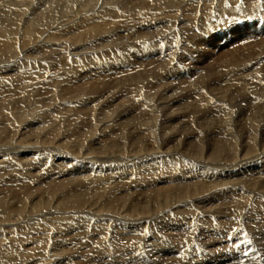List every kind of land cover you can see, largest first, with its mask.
Returning <instances> with one entry per match:
<instances>
[{"label": "rangeland", "instance_id": "rangeland-1", "mask_svg": "<svg viewBox=\"0 0 264 264\" xmlns=\"http://www.w3.org/2000/svg\"><path fill=\"white\" fill-rule=\"evenodd\" d=\"M7 1L8 2L10 1V2L8 3ZM61 2L59 1L58 4L54 3L55 6H54V8H52L53 10L51 8H45L44 10L43 9H41V10L43 12H47V14L50 11H54L55 14H58L62 10L67 11L68 9H66L65 6L68 5L69 0H64L65 5H64L63 1H61ZM10 3H12V0H4V2L0 1V7H8L10 5ZM114 3H115V6L118 5L117 8L115 7L117 9V10L115 9L116 12L119 9H121V11H123L122 8H124V5L126 4L125 0H122V1L119 0L118 2H117V0H115ZM15 4H17V5H15ZM15 4H14L15 8H17L19 10L20 7H17V6H19V2L18 3L16 2ZM60 6H62V9ZM66 7L68 8L71 6H66ZM57 8H59V9L57 10ZM0 11H1V9H0ZM211 13H213V15H214L213 10H211ZM0 14H2V13L0 12ZM243 14H244V16H243ZM246 14H247L246 12L241 13L239 15H236L233 19H227L225 21H218L216 18V20L215 19L212 20L214 22H211L209 26L206 25L207 23H203V21H199V19H198V22L194 23L196 29H194L191 32L193 35L199 34L200 36L198 35V37H194V39L192 38L193 39V40L191 39L192 41L189 38L190 34L186 32L187 29L184 30V28H182L181 31L176 32V38L175 39L171 38L168 41H165L166 43L161 42V41H160L161 43L160 42L157 43L155 41L156 43L153 42V43H155L152 45L153 47H151L148 44H144V45H142V47H139V45H138V49H137V46L134 45V41L125 36L128 33L127 31H123V32L119 33V35L115 39H117V41L119 39L120 40L118 42L116 41V43H111V42H115L114 37L110 38L108 40H104L105 38H104V35H102L103 33L101 32V35H99L100 31L103 30L104 27H106L108 25L111 27L113 26V23L115 22V21L113 22V20L111 22L112 25H110L111 23H109L108 25L99 24L100 27L97 28L98 33H99V34L97 33L98 35L95 34L92 36L91 34H93V33H91L89 31V28H87L85 30L88 31L89 33H86L85 30H82L78 34L72 33L73 35H70L72 37V39L69 36V39H71V40H69L71 42V44H70V42H68L69 44L66 43L67 41L65 39H67V38H65V37H63V38L60 37L58 40L60 42V44L62 43L64 48L69 45L67 47V48H69V52L71 49L80 47L82 44L87 45L88 43L95 42V45L97 46L95 48V50H98L99 52L100 51L101 52L96 53L95 57L88 62H85V61L79 62L80 68L81 69L83 68L84 70H76V73H75V71L65 72L62 69H61V71H59L60 69L53 70V71L50 70V72L47 71V73H48L47 76L50 77L52 75L51 80L53 83L50 80L46 83L47 85L46 84L43 86L40 85L41 87L38 86L37 87L38 89L33 88L36 86H28L29 88H27V86H26L25 89L24 88L20 89L21 87H19L18 89L10 88L7 90L8 94L4 93L5 96L4 95H3V97L0 96V102L4 103L1 105H3V106L5 105V107L1 108V110H0V115H2V117L0 116V126L2 125V129L0 127V129H1L0 134L3 135L5 141H6L7 136H8V139H10L13 136L11 131L14 130V128L18 129V132L21 135L23 134V132L26 135H28V134L33 135L34 128L37 127L36 126L37 123H40V126H42V127L44 126L43 128H45V127L47 128V129H44L45 131L43 129L41 130L44 132L36 134V135H38V137L41 136L40 137L41 139L40 138L38 139V137L33 136V138H34L33 141L36 138V140L39 142H36V140H35L36 145H35V147H33L31 158L34 157L35 155H37L38 153L41 155L42 152H43L42 154H44V152H45L46 155L45 154L44 155L46 157H44L43 159H47L48 161H46V162L44 161L45 163L44 162L41 163V161H39L40 164L38 165V168H37V167H33L32 163H28L30 156H23L22 155V158L25 157L24 160H26V162H27L26 163L23 160L22 165L24 163L23 166H25V171L31 172V173L29 172L28 176H30L32 179H34V181L32 182L28 178V176L20 178L19 181L23 180L26 183L30 184V187H28V188H32V190H33V193L31 192L30 196L32 194V195H34V198H35V194L36 195L38 194L39 198H37L35 200H39L38 201L39 205L41 202L40 201L41 197H42L41 198V200H42L45 198L46 199L51 198V197L53 198V196H54L53 200H52V198L50 199L51 200V202H49L50 206L49 205L48 206L47 205H41V207L46 206L47 208H42L39 211L37 209L30 211V213L32 212L31 215L33 214L32 216H30L33 218L32 221L26 220L25 223L24 222H22V223L18 222L17 223V225L24 223L23 225L29 226V229H27V230H29V232L25 233V234H27L28 239H25V237H23L25 235L22 236L19 232H16V233L20 234V235L19 234H16V235L17 236L19 235V239L22 240V242L19 241V243L18 242L17 243H14V242L10 243V237H9L10 235L8 233H5V232L2 233L3 234L2 238H4V239L0 238L2 240V242L0 240V246H1V250L7 251V254H5V255H8L9 253L15 254V250L18 249L17 252H20L24 256L28 257L26 259L27 261L24 262V264H35L36 262H34L33 259L39 260V257L42 254L41 252H39V250H40V248L42 249L43 247H45L46 246L45 244H47L48 247L51 248V252H49V251L47 252V254L45 255V256H47V258L45 260H42V261L39 260L40 264L41 263L44 264L46 262H51L48 264H58V263H52L53 261L54 262H61V264H77V263L78 264H102V262L98 259L99 256H97V254H95V252L98 251L97 248L100 246L101 240H105V239H107V237H108V239L105 241H107V243H109L108 245L110 247L109 248L110 252H108L106 250V252H101V253L113 254L114 255L113 260H115L116 258H121L122 253L127 254L126 256H128V255L132 256L135 253V256L137 255L135 260L129 261V259L131 257H128L127 261H126L127 264H143L144 262H145V264H152L154 262H158L161 257L164 259L166 264H177L174 262V258H173L176 256L175 251L178 252L177 256H179L180 251L185 252V254L189 253L190 250L184 249L183 246H181L183 248H180L177 250V247L170 244V242L174 241V237L176 240H179L178 239L179 236H177V235L175 236L176 232H166V231H164V229H160L161 231L158 229V225H159L160 221H155V220H157L160 216H162L163 213H162V215L157 213V216H156L157 218L152 220V222H154V223L151 222L150 224H146L147 225L146 228H148V229L146 230V228H145L146 231L144 230L145 232H143V233L144 234L146 233L144 236L147 238H145L144 236H142L143 238L141 237L142 239H140V244L138 243L140 246L136 243L133 246L129 244L130 245L129 246L128 242L125 241L124 239L120 240L118 238V236H116V235L114 237V235H112V234L114 232H116L117 229L115 231L113 230V228H112L113 224L110 226L111 228H109L110 231H107V236L105 239H103V238L100 239L99 236H97L96 232L101 231L103 229V225H105V224H102L99 220H104V221L110 220V222L113 221L114 223H116L115 222L116 218L107 219L104 217L103 214H102V216L100 214H98V215L96 214L97 215L96 217L91 216L93 218H96V221H98L96 226H97V229H99V230L97 231V229H94L90 225H87L82 220L81 221L77 220V219H81V217L83 215H81V213L80 214L75 213L74 212L75 209H71L73 211H69L67 209H63L64 210L63 211L61 209L59 211L58 210L53 211L54 212V214H53L52 211H50V209L54 210V208H55L54 206L56 204V201H58L59 199L56 198V196H55L56 193L55 194H49L47 192V190H49L48 186L55 184V182L57 180L55 181V178H50L49 177L50 173L48 174V172L51 171L52 173H55V175H57V172H59L58 171L59 169L57 167L58 166L57 163L62 162V160L58 161L57 163H55V162L53 163L52 161H50V159L53 158L52 156L57 154L53 150L52 147L55 146V144H56V146H58V147L60 146L59 148L62 147L61 149H63V148H66L64 146L63 142H69L68 145L70 143H72L73 146L72 145L69 146L70 149L68 148L67 150H68V152H71L74 155H77L80 152L86 153V151H87L86 149H88L89 153L90 152L93 153V154H91L92 155L91 159H90L91 161L87 160V161H89L88 164H90L92 162L93 164L92 163L91 164L94 165V167L95 166L96 167H103L104 169L108 170V171H106L108 173L110 171L112 176H109L110 173L108 174L106 172H102V173H105V175L107 174L109 176L108 177L109 182L106 181V182H101L104 184H97V182L95 180L94 183L97 185H95L93 183V185L91 187L85 188V191H83V192H81V189L78 190L79 193H85L87 195L85 200H86V204L89 205L88 206L89 209H93V208L98 209L100 207L105 208L103 206V202L105 201L106 198L107 199L109 198L107 196V194H109V193L111 194L112 190L115 189L116 187L118 189L123 190L122 187H124V185L127 186L128 184H130L134 181L133 179L130 178V175H127L126 173L123 174V171L121 173L122 174L121 177L119 176L120 173L111 172L112 168H119L118 170H120V169L123 170L122 160L117 159L118 157H122L123 159H125V158L129 159V158H133L132 155L134 157L138 156V155L143 156V157L136 159V160H140V162H142V163L144 162L143 163L144 168L146 166H148L149 164H154V165L158 164L157 166H159L160 165L159 163H157V164L155 163V161L157 159H158V161H161V160L167 159V158L174 159L175 156L179 157L181 159V161H187V159L185 157L177 156L179 154L176 155V153L167 154V156L164 155L162 157H158V154H155V155H151V158L150 157L144 158V156H145L144 151L145 152H147L149 150L153 151V150H151L152 148H158L159 151H163L166 149L170 150V148L172 150V148H175V146L180 145L183 149H185V151L182 150L184 152V154L187 153V154L192 155L194 157H197V155L200 156V154H202L203 152H204L203 153V156H204L208 153H211V152L217 150L219 158H223L222 155L225 156L223 158L224 161L219 162V163H221V165H225L226 162L227 163L231 162V161H229L231 156L232 157H241V156H246L244 154L251 153L249 155H252L253 157H251L250 159L253 158V160H250V159L245 160L246 162H245L244 166H246V167L244 169H242V171H240V172H244V174H242V176H240V178H242V182H244V183L247 182V184H250L252 182V181H250V178H252L251 180H253V178H255V176L252 177L251 175H249V173L251 172L250 168H251V170L254 169L252 171H256V169L259 170V168L261 166L264 168V164H263L264 163V117H263L264 116V103L262 105L256 104L257 99L264 101V91H263L264 90V22L258 21L254 17L245 16ZM5 15H7V14H5ZM41 18H42V21L45 22L46 19L43 18V15L41 17H39V19H41ZM187 18H189V13L187 15ZM34 22H38V20H35ZM35 24L39 25V23H35ZM140 24H142V25H140ZM33 25H34V23H33ZM146 26H148V25L147 24L145 25V23H143V22L141 23L140 21H138L137 24L134 23V27H133V25H131V27L129 29L132 30L131 32L135 31L136 35H138V34L140 35L141 33H137V31L139 32L138 29H142ZM202 26H203V30H202ZM8 27L9 26L5 27L7 29V31H14V29H15V28L11 27L12 30H10L11 28L9 27V29H8ZM165 27H166V25H165ZM172 28L176 29L174 26H172ZM59 30H61V28H59ZM105 30H103V31H105ZM51 33H54V32H51ZM86 34H90V35L86 36ZM177 34H179V35H177ZM79 35H81V36H79ZM82 35H83V37H82ZM94 36L96 39L95 38L92 39V37H94ZM78 38L81 39L83 42L79 43V41H81V40H78ZM73 39H77L78 41L77 40L73 41ZM100 40L103 42H101ZM173 41H176V48L174 50L173 56L170 58L169 55L172 53L171 52V50H172V48H171L172 43L171 42H173ZM105 42H108V43H106L104 45L103 43H105ZM108 44L110 45V47H108L109 46ZM106 45H108V46H106ZM126 45L128 46V48L129 47L130 48L128 49ZM58 46H59V44L54 45L55 48L52 47L51 49L56 51L57 49H60V47H61V45H60V47H58ZM178 46H180L179 49H178ZM141 48H146V49H148V52H152V53L149 54L150 56L149 55L145 56L143 54H142L143 56L140 54H139V56L136 55L137 54L136 49L139 50ZM113 50H115V51L118 50V52L117 51L115 52ZM158 51H160V52H158ZM130 54H131V56H130ZM133 54H135V55H133ZM55 55H57V54H55ZM55 55L54 56L51 55V58L53 60H55L54 59V57H56ZM109 56H111V57H109ZM151 56H154V57H151ZM95 58H97V59H95ZM99 58H100V61L98 60ZM160 58H163V59H160ZM160 61H161V63H160ZM170 61H172V62H170ZM41 63H43V62H41ZM54 63L55 62H52V64H54ZM43 64L46 65L47 63L44 62ZM246 65L248 66L247 68L245 67ZM160 66H162V67L160 68ZM52 67H54V65H52L49 68L52 69ZM250 67H252V68H250ZM98 69H99V71H98ZM250 70L251 71L253 70V71L251 72ZM82 71L86 74V76H85L86 78H83V75H82L83 72ZM103 72H105V73H103ZM49 73H51L50 76H49ZM60 73H62V74H60ZM68 73H69V75H68ZM77 73H79V74H77ZM133 74H134V76H133ZM76 75H78V76H76ZM246 75H248L247 77H249V78L245 77ZM251 75H252V77H250ZM53 76H54V78H53ZM131 77H133V78H131ZM82 78H83V80H82ZM76 79H78V80H76ZM57 80H59L60 82ZM74 80L76 82H74V84H73ZM79 80H81V81H79ZM84 81H87L88 83H85ZM89 81H91L93 85ZM188 81H189V83H188ZM49 82H50V84H49ZM94 82L96 83V86H94L95 85ZM82 84L84 85V87ZM100 84H101V86H100ZM123 84H125V85H123ZM64 85H65V87H64ZM61 86H62V88H61ZM75 87H76V89H79L80 87H81L80 89H85V87H86V89L84 90V93L82 94L83 98H82V95L79 98V100L82 99V101H84V102L79 101L81 103L80 104L81 109H79L80 106L78 107V109H76L75 106L77 105V102H75V100H77V99L73 100V98H72L73 96H77L80 94V92L74 91V90H76ZM91 88L92 89L94 88V91ZM28 89H29V92H28ZM63 89H64L65 93H64ZM23 90H24V92L22 93ZM68 90H69V92H67ZM88 90H89V92L87 93L86 91H88ZM99 91H100V93H99ZM132 91L135 92V95ZM73 92H75L74 95L72 94ZM94 93L97 95H94ZM111 94H113V95H111ZM112 96H113V98L115 96L116 100H114L112 98ZM92 97H94V98L92 99ZM52 98L55 99L56 104H54L55 102H53L54 100ZM87 98H89V99H87ZM111 98L114 100L112 103L109 102V101H111V100H109ZM87 100L89 102H87ZM121 100H123V101H121ZM68 101H70L69 104H68ZM8 102H10V103H8ZM12 102H14V103H12ZM96 102H98V105L96 104V107L97 106L98 107L96 109H94V111H93V110H91L92 109L91 106H92V104L94 105ZM121 102H123V103H121ZM5 103H7V105ZM113 103L117 104V107H118L117 111H114V109L110 107V104H113ZM9 104H10V106H9ZM59 104L62 106L61 107L62 111L61 110L60 111L63 115L57 116L55 119H52L51 114H54V107L53 106L57 105L58 107H60ZM63 104H64V106H63ZM72 104L75 106H73ZM39 105H41L42 108H43V106H44V108H46L44 111L45 114L44 113L42 114L43 110L41 109V107H39ZM67 105H69V106H67ZM146 105H147V107H146ZM47 106H49V107H47ZM66 106H67V108H66ZM137 107H138V109H137ZM6 108L8 109V112H5ZM51 108H52V110H51ZM68 108H69V110H68ZM142 108H143V110H142ZM33 109L39 110V111H37V114L35 113V111H33ZM145 109L146 110L148 109V110L146 111ZM148 111L151 113V115L148 113ZM70 112H72V114ZM86 114H87V116H85ZM142 114H143V116H142ZM37 115H40V116L36 117ZM82 115H84V117L87 118L85 120H87L86 122H88V123L82 121L83 120ZM43 116L45 118L46 117L47 118L45 119ZM65 116H68L69 119L66 118ZM221 116H222V118H221ZM5 117H7V119H9V118L10 119L8 121H6L7 119H5ZM261 117H263V118H261ZM56 119H59V120H56ZM65 119H68V120H65ZM77 119H78V121H77ZM251 119L254 120L253 122H255V123H253ZM49 120L51 122H49ZM60 120L62 121V123H60L61 122ZM71 120H72V122H71ZM123 120H125V121H123ZM117 121L120 124H118ZM77 122H79V123H77ZM121 122H123V123H121ZM147 122L148 123L150 122V123L148 124ZM136 123H137V125L139 123L140 124L137 126ZM14 124H15V126H14ZM59 124L61 127L58 126ZM11 125H13V126L11 127ZM248 125L251 127H249ZM48 127H50V129ZM117 127H119V128H117ZM145 127L149 128V131L151 130L152 134H149V136L151 135L150 138L151 139L154 138V139L151 140L147 136V133H146L147 128H145ZM152 127H153V129H152ZM77 129H78V131H77ZM251 129H252V131H251ZM53 130L56 131L55 135H59L57 139L53 138L54 137V133H52ZM82 130H84L86 132H83ZM87 130L91 131L90 135H88V133L90 131L88 132ZM144 130H145V132H144ZM152 130L154 132H152ZM48 131H50V132H48ZM252 132H254L255 134H253ZM50 133H51V135L53 134L52 137H51V135H49ZM141 136H142V138H141ZM154 136L156 137V139ZM195 137H198L199 139L198 138L196 139ZM8 139L6 142L10 143L11 139L10 140H8ZM225 140L226 141H228V140L233 141V147L234 148L229 150L230 147ZM5 141H4V143H5ZM76 141H77V143H76ZM22 142L24 143V141H21V143ZM58 143H60V144H58ZM252 143H254V144H252ZM198 144L201 146V148ZM81 145H82V148H81ZM221 145L223 147H225L226 150L221 151L220 150ZM47 147H48V149H47ZM192 147H194V148H192ZM195 147H199L201 149V152L198 153L195 150L196 149ZM78 148L81 151H79ZM139 148H140V150H139ZM250 148H252V149H250ZM44 149L47 151H44ZM48 150L49 151L51 150L52 152L51 151L48 152ZM5 151H3V152H5L7 155H10V157H7V159L9 161H12L11 156H13L15 154L19 155V153H20V152L18 153V151L16 153L9 152L7 150H5ZM137 152H138V154H137ZM191 152H192V154H191ZM230 152L234 153V154H231ZM108 153L110 155L114 154V158L112 160L108 159V162L106 161L104 163V161H105L104 156H107ZM128 154H129V156H128ZM60 155H63V153H60L57 156H60ZM249 155L246 156L245 158L247 159L249 157ZM260 155H262V156H260ZM96 156H98V157H96ZM20 159H21V157L18 156L17 160L19 162H20ZM147 159H149V160H147ZM225 160H226V162H225ZM13 164H15V162H13ZM28 164H30V165L28 166ZM118 164H120V165H118ZM126 164L127 163H125V166L127 168L128 167L130 168L133 165L139 166V165H135V164H133V165H131V164L126 165ZM258 164H260V166H258ZM22 165L18 164L16 166L17 168H15L16 171H18V169H22ZM40 165H42V166L44 165V166L42 167ZM44 167L45 168L47 167L49 169H46V171H45ZM148 167H150V166H148ZM9 168H10V166L7 167L6 170ZM132 168H133L132 170L135 169L134 167H132ZM38 169H39V171H38ZM209 169H210V171L211 170L216 171V172H218V174H220V178H218L219 181H221V182H223L222 180L225 181L226 175L222 174V171L220 169H218L217 166L214 165L213 167H210ZM4 170H5L4 168H3V170H2V168H0L1 176L4 173L3 172ZM12 170H14V169H12ZM47 170H48V172H47ZM10 171L8 170V173L10 176H12L13 173H10ZM140 171H142V170H140ZM38 172H40V173H38ZM145 172H149V171L145 170ZM8 173L3 174L4 177H2V180H0V184L1 185L3 184L2 186L0 185V194H1V192H3V193L7 192L4 189L8 190L11 188H15V190H16V186H7V188H6L5 186L8 184H5L4 182H2V181L7 180L9 178V175H7ZM43 175H44V177H43ZM142 176H143V174H142ZM243 176L244 177L247 176V177L244 178ZM60 179L61 178H59L58 180H60ZM231 179L232 180L234 179L232 177V175L230 177V181H232ZM118 180L124 181V182H117ZM147 180L148 181L150 180V176L147 178ZM177 181L183 182L182 180H177ZM214 181H217V180L215 179ZM254 181H255L254 183L256 185H262L259 182V180H254ZM117 184H119V185H117ZM122 184H123V186H122ZM157 185L160 188L164 189V186H166L167 183L163 182V184L158 183ZM157 185L153 184L151 186V188L154 187L156 189ZM41 186H42V188H41ZM45 186H46V188H45ZM80 186L82 188V184ZM251 186H254V185H251ZM18 187L19 188H26L27 186L25 187V186L17 185V188ZM71 187H72V191H74V189L77 188L75 185H72ZM103 187H105V189H103ZM37 188L38 189L40 188V190H42V189L43 190L42 191L39 190L40 192L36 191L37 193H35V190H38ZM66 188H67V190L70 189V187H66ZM111 188H113V189H111ZM134 188L135 189H133V190L130 189V192L127 193V195L131 196V197L124 196L126 198L128 197V199L124 200V202H126L127 204L122 206L123 209H120L119 212L117 211V213H123L124 212V214H125V209L128 207V204H130L131 201L136 200L137 203H139L141 201L140 199H146V197L144 195H147V193H149V197H151V198L148 199V202H146V203L143 202V203H145L147 208L149 206V208H148L149 213L152 212V210H154V208L158 207L161 204H162L161 206H164L161 197L158 196V194L156 196L155 193H151L152 191L150 190L149 187H144V186L140 185V186H136ZM82 189H84V188H82ZM105 190H107L106 195L104 194ZM127 190H129V189H127V187H126V191ZM63 191L61 192L59 190L57 192V195L63 196ZM143 191H144V193H143ZM78 192L75 191L74 195L76 193H77L76 195H79ZM114 193H116V191ZM235 193H237V192H231L232 195ZM118 194L121 195V192ZM231 194H230V192H227L226 196L227 195L231 196ZM153 196H154V198H156V201L153 198ZM9 198H11V196H9ZM32 198H33V196H31L29 199H32ZM117 199H119L118 196L115 197L114 199L112 198L111 201L113 203L114 202L117 203L116 202ZM14 200H16V199H14ZM121 200H123V199H121ZM147 203H148V205H147ZM154 203H156V204H154ZM25 204H26V202H24V204L17 203L16 206L17 205L24 206ZM118 204L120 206L119 201H118ZM153 205H154V207H153ZM256 205H258L257 202H255V204H253L251 206V211L253 210L252 209L253 207H254V211H252V213L248 216L247 219L240 218V220H238V222L241 225L238 224V226L236 227V230L239 229V232L247 230L246 235H245L246 236L245 239H249V240L251 239L252 243L256 244L255 245L256 248H254L253 252H248V253L245 252L246 253L245 255H243L244 253L241 254V252L244 251L245 249H244V247L240 249V244H239L240 240L236 237L232 238L233 236L230 239L220 237L223 244H218V243L212 242V241H215L214 239H216V235L213 233H210L206 236H199V238H202V239L197 238V236L193 237L191 235L189 243L194 244L195 247L196 248L198 247V249L200 251L203 250V252L201 254H205V256L208 255L209 259L212 261V263H209V264H237V263L241 264L242 261L244 263H245V261H247V263H249V264H264V237H262L264 228L262 230H260L261 220L264 217V203H261L258 206H256ZM228 206L231 207L230 205H228ZM178 207H181V206H178ZM167 208H168V206H167ZM29 209L30 208H28V210ZM160 209H159L160 212H162V208H160ZM43 210H49V211L43 212ZM108 210H110V209H108ZM126 211L130 212L127 209H126ZM40 212H42V213L40 214ZM204 214L206 216L205 212H204ZM0 215H1V217H3L2 214H0ZM207 215H209V214L207 213ZM221 215H223V214H221ZM63 216L65 218H60ZM42 217L44 219H49V221H51V222L44 224V222H43L44 219ZM69 217H71V218H69ZM213 219H216V217H214ZM220 219L222 220V218H220ZM52 220H53V222H52ZM224 220L226 221L227 219H224ZM120 221H122V220L119 219L117 223H119ZM110 222L106 221V223H110ZM125 222L126 221H122V223H125ZM126 223H128V222H126ZM37 224L40 225V227L42 228L43 231L42 230L40 231L41 228ZM242 224H243V226H242ZM35 225H37V226H35ZM64 225H70V226L69 227L67 226V228H65ZM32 226H33V228H31ZM44 226L47 228H45ZM142 226H144V225H142ZM223 226L225 227V230H227V231H230L232 228L231 227L232 224L227 223V222H223ZM228 226L230 228H228ZM246 226H248V227H246ZM35 227H36V230H35ZM9 228H11V227H9ZM44 230H45V232H44ZM249 230H252L253 233H251ZM172 234H174V235L171 236ZM220 235H224V234H220ZM6 236H7V239H6ZM14 236H15V234H14ZM17 236H15V237L17 238ZM137 236L140 237L141 234H139ZM152 236H153V239L151 238ZM154 236H156L157 238L156 237L154 238ZM158 237H160V238L158 239ZM36 238H37V240H36ZM23 239H25V240L23 241ZM165 239L169 242L168 244H170L171 246H169L167 244V241L164 242ZM197 239H198V241H197ZM26 240H27V242H26ZM40 240H41V242H40ZM146 240L148 242H146ZM3 241L5 243H3ZM226 241H228L229 244L226 243ZM213 243H215V244H213ZM116 244H117V246H116ZM118 246L120 248H122L119 251H117L119 249ZM124 246H125V248H124ZM153 246H154V248H153ZM221 246H226V247H221ZM191 248L193 249L192 245L190 246V249ZM259 248H260V250H259ZM136 249H138V251ZM163 249L167 250L166 254L164 253ZM76 252H78V253L76 254ZM33 254L36 258L34 256L31 257ZM161 254H163V255H161ZM67 255H69V256H67ZM169 255H171V257ZM250 255H253V256H250ZM140 257H142V258H140ZM167 257L173 259V261L166 260V259H168ZM58 258H60V259L58 260ZM154 258H155V261H154ZM4 259L5 258L1 259L0 264H3ZM91 259H93V260H91ZM237 259H238V261H237ZM109 260H111V259H109ZM7 264H18V263L9 261ZM182 264H187V263L183 262Z\"/></svg>", "mask_w": 264, "mask_h": 264}, {"label": "bare ground", "instance_id": "bare-ground-1", "mask_svg": "<svg viewBox=\"0 0 264 264\" xmlns=\"http://www.w3.org/2000/svg\"><path fill=\"white\" fill-rule=\"evenodd\" d=\"M0 1L1 2L3 1L4 2V0H0ZM59 1L60 2L63 1V3H64V0H12V3H10V5L8 7H0V9H1L0 12L2 13V14H0V96L1 97H3V95L5 96V94L7 93V90L10 89V88L18 89L19 87H21L20 89H22V88L25 89L26 86H27V88H29L28 86H36V87H33V88L38 89L37 88L38 86L41 87V86L45 85L48 81H50L52 79V77H51L52 75L50 76L51 73H49V76L51 78L47 76L48 75L47 71L50 72V70L53 71V70L60 69L59 71H61V69H62L65 72H73V71H75V73H76V70H84L83 68L82 69L80 68L79 62H82V61L88 62V61H90L91 59H93L95 57L96 53H100L101 52V51L99 52L98 50H95V48L97 47L95 45V42L88 43L87 45H84V44L81 45L80 44L81 45L80 47L73 48L69 52V48H67L69 45L64 48L63 45H62V43L60 44V42L58 41L59 38L60 37L67 38V39H65V38L64 39L67 41L66 43H68V42H70L69 40L72 39V37L70 36V35H73L72 33L78 34L82 30H85L87 28H89V31L91 33H93V34L90 33L93 36V35H95V34L98 33L97 28L100 27L99 24L108 25L109 23L112 22V20H113V22L115 21L113 23V26L111 27V26L108 25V26L104 27L103 30L106 29L105 31H103V30L100 29L101 30L100 31V34L99 33L98 34L101 35V32H102L103 33L102 35H104V38H105V39L104 38L103 39L104 40H108V39L113 38V37L115 39L119 35L120 32L127 31L128 33L125 36L134 41V45L137 46V49H138V45H139V47H142V45L148 44L151 47H153L152 45L155 44L156 42L158 43V42L161 41V42L166 43L165 41H168L171 38L175 39L176 38V32L177 31H181L182 28H184V30L187 29L186 32L190 34V37H189L190 40L192 38L194 39V37H198L199 34L198 35L197 34L193 35L191 31H193L194 29H196L194 23L195 22H198V19H199V21H203V23H207L206 25L209 26L211 22H214V21H212L213 19L216 20V18H217L218 21H225L227 19H233L236 15H239L241 13H245L246 12L247 14L245 16L254 17L258 21L264 22V0H125V2H126V4L124 3L125 4L124 5V8L125 9L121 7L123 11H121V9H119L117 11L118 13L116 12V10H117L116 8L118 7V5L115 6V3H114L115 0H69L68 5H66V6H71V7H68L67 8L65 6V8L68 9L67 11H63L62 10L58 14H55L54 11H50L47 14V12H43L41 10V9L44 10L45 8H51L52 9V8H54L55 4H58ZM118 1L119 0H117V2ZM120 1H122V0H120ZM16 2L17 3L19 2V6H17V7H20L19 10L17 8H15V5H17V4H15ZM64 5H65V3H64ZM60 7L62 9V6H60ZM59 8H57V10ZM211 10H213L214 15H213V13H211ZM188 13H189V18H187ZM5 14H7V15H5ZM42 15H43V18L46 19L45 22L42 21V18L39 19V17H41ZM243 16H244V14H243ZM35 20H38V22H34ZM138 21H140L141 23L142 22L145 23V25L146 24L148 25V26H146V27H144L142 29H138L139 32L137 31V33H141L140 35L139 34L136 35L135 31L131 32L132 30L129 29L131 27V25H133V27H134V23L137 24ZM33 23H34V25H33ZM35 23H39V25H37ZM110 25H112V23ZM140 25H142V24H140ZM165 25H166V27H165ZM7 26H9L10 28L11 27L15 28L14 31H7V29L5 28ZM172 26H174L176 29L172 28ZM9 27H8V29H9ZM59 28H61V30H59ZM10 30H12V28ZM202 30H203V26H202ZM51 32H54V33H51ZM85 32L86 33H89L86 30H85ZM90 34H86V36L87 35H90ZM177 35H179V34H177ZM69 36L71 37V39H69ZM79 36H81V35H79ZM82 37H83V35H82ZM93 38H95V36L92 37V39ZM76 40L77 39H73V41H76ZM78 40H81V39L78 38ZM116 41H117V39H115V42H111V43H116ZM80 42H83V41L81 40V41H79V43ZM101 42H103V41H101ZM153 42H155V43H153ZM106 43H108V42H105L103 44L105 45ZM171 43H172L171 44L172 45L171 46V48H172L171 52L172 53L169 55L170 58L173 56L174 50L176 48V41H173ZM57 44H59L58 47H60V45H61L60 49H57L56 51L52 50L51 48L54 47V45H57ZM70 44H71V42H70ZM108 45H106V46H108ZM108 47H110V45ZM179 47L180 46H178V49H179ZM127 48H128V46H127ZM137 49H136V51H137V54L136 55H138V56H139V54L140 55L143 54L145 56L146 55L148 56L150 53H152V52H148V49H146V48H141L139 50H137ZM118 50H116V51L118 52ZM113 51H115V50H113ZM158 52H160V51H158ZM55 54H57V55H55ZM51 55H53V56L55 55L57 58L54 57L55 60H53L51 58ZM133 55H135V54H133ZM130 56H131V54H130ZM109 57H111V56H109ZM151 57H154V56H151ZM95 59H97V58H95ZM160 59H163V58H160ZM98 60L100 61V58ZM41 62H43V63L45 62L47 64L44 65ZM52 62H55V63L52 64ZM170 62H172V61H170ZM160 63H161V61H160ZM52 65H54V67H52V69L49 68ZM161 67L162 66H160V68ZM245 67L247 68L248 66L246 65ZM250 68H252V67H250ZM98 71H99V69H98ZM103 73H105V72H103ZM60 74H62V73H60ZM77 74H79V73H77ZM68 75H69V73H68ZM82 75H83V78H86L85 77L86 74L84 72H83ZM76 76H78V75H76ZM133 76H134V74H133ZM247 76L248 75H246L245 77H247ZM250 77H252V75ZM53 78H54V76H53ZM83 78H82V80H83ZM131 78H133V77H131ZM247 78H249V77H247ZM59 80H57V81H59ZM76 80H78V79H76ZM79 81H81V80H79ZM87 81H84V82L85 83H88ZM51 82H52V80H51ZM74 82H76V81L74 80L73 81V84H74ZM89 82H91V81H89ZM188 83H189V81H188ZM49 84H50V82H49ZM91 84H92V82H91ZM65 85H64V87H65ZM123 85H125V84H123ZM94 86H96V83H95ZM100 86H101V84H100ZM76 87H75V89H76ZM83 87H84V85H83ZM61 88H62V86H61ZM80 88L74 90L76 92H80V94L79 95L76 94L77 96H73L72 97L73 100L74 99H77V100H75V102H77V105L75 106V105L72 104L73 106L76 107V109H78V107L80 106V104H81L80 102L82 101V99L79 100V98L84 93V90L86 89V87H85V89H80ZM92 90L94 91V88ZM63 91H64V89H63ZM23 92H24V90L22 91V93ZM28 92H29V89H28ZM67 92H69V90ZM86 92L88 93L89 90L86 91ZM64 93H65V91H64ZM99 93H100V91H99ZM133 93L135 95V92H133ZM72 94L74 95L75 92H73ZM113 94H111V95H113ZM94 95H97V94L94 93ZM82 98H83V95H82ZM93 98L94 97H92V99ZM112 98H113V96H112ZM112 98L109 99V100H111V101H109L110 103H112L114 100H116L115 99V96L113 98L114 100ZM87 99H89V98H87ZM53 100H54L53 102H55V99H53ZM257 100H256V104L257 105H262L264 103V101H262L260 99H257ZM121 101H123V100H121ZM82 102H84V101H82ZM87 102H89V101L87 100ZM98 102H96L94 105L92 104V106H91L92 109L91 110L94 111V109H96L98 107V106L96 107V104L98 105ZM8 103H10V102H8ZM12 103H14V102H12ZM69 103H70V101H68V104ZM121 103H123V102H121ZM1 104H4V103H1L0 102V105ZM5 104L7 105V103H5ZM54 104H56V102ZM114 104L115 103L110 104V107L113 108L114 111H117L118 110L117 104H115V105ZM9 106H10V104H9ZM56 106L57 105L53 106L54 107V114H51L52 115L51 116L52 119H55L57 116L63 115L61 113V111H62L61 110V107L62 106L61 105H60V107L57 106L58 108ZM63 106H64V104H63ZM67 106H69V105H67ZM67 106H66V108H67ZM3 107H5V105L4 106L1 105L0 106V110ZM39 107H41V105H39ZM47 107H49V106H47ZM146 107H147V105H146ZM6 109H5V112H8V109L7 110ZM41 109L43 110V112L41 110L40 111L43 114L46 108H44V106H43V108L41 107ZM79 109H81V106H80ZM137 109H138V107H137ZM51 110H52V108H51ZM68 110H69V108H68ZM142 110H143V108H142ZM33 111H35V113L37 114V111H39V110L33 109ZM70 113L72 114V112H70ZM148 113L151 115V113L149 111H148ZM143 114H142V116H143ZM40 115H37L36 117H39ZM0 116L2 117V115H0ZM85 116H87V114ZM222 116H221V118H222ZM65 117L69 119L68 116H65ZM263 117H261V118H263ZM82 118H83V120H82L83 122H86L87 121V120H85L87 118L84 117V115H82ZM5 119H7V117H5ZM9 119H7L6 121H8ZM68 119H65V120H68ZM56 120H59V119H56ZM72 120H71V122H72ZM77 121H78V119H77ZM118 121H117V123H118ZM123 121H125V120H123ZM253 121L254 120H252V122ZM49 122H51V121L49 120ZM60 123H62V121ZM77 123H79V122H77ZM86 123H88V122H86ZM121 123H123V122H121ZM253 123H255V122H253ZM118 124H120V123H118ZM136 125H137V123H136ZM12 126L13 125H11V127ZM14 126H15V124H14ZM36 126L37 127L34 128L33 135H29V134L26 135L24 132L21 135V134H19L18 129H15L14 128L15 131L14 130L11 131V133L13 134V136L10 138L11 140L8 139V136L6 138V141H7V139L11 141L10 143L9 142H6L5 139H4V137H3V135L0 134V168H2V170H3V168L5 169L3 171L4 172L3 174L8 173V170L9 171L11 170L10 173H13L12 176H10L9 173H8L7 175H9V178L7 180L2 181V182H4L5 184H8V185L5 186L6 188H7V186H16V190H15V188H11V189H8V190L7 189H4L7 192H4V193L1 192V194H0V214L3 215V217H1V215H0V238L1 239H4V238H2V235H3L2 233H4V232L5 233H8L10 235L9 236L10 237V243L11 242H14V243H17L18 242L19 243V241L22 242V240L19 239V235L20 234L22 236L25 235L23 237H25V239H28V236L25 233L26 232H29V230H27V229H29V226L23 225V224L25 223L26 220L32 221L33 218L30 217V216H32L33 214L31 215L32 212L30 213V211H33L34 209H37L39 211L42 208H47L46 206L45 207H41V205H47V206L49 205L50 206V203L49 202H51L50 199L52 198V197L51 198H47V199L45 198V199H42L41 200V198H42L41 197L40 198V201L41 202H40V205H39V203H38L39 200H35V199L39 198V195L38 194L37 195L35 194V198H34V195L31 194V196H33V198L32 199H29L31 197L30 196V193L31 192L33 193L32 188H28V187H30V184L26 183L23 180L22 181H19L20 178L27 177L28 174H29V172H30V171H25V166H23L24 163L22 165V162L25 159V157L22 158V155L23 156H30L29 157V160H28V163H32V166L33 167H37V168H38V165L40 164L39 161H41V163L44 162V161L45 162L48 161L47 159H43L44 157H46L45 156L46 155L45 152H44L45 155L42 154L43 153L42 152L41 155L38 153L37 155H35L34 157L31 158L33 147H35L36 142H39V141L36 140V138H35L36 142H35V140L33 141V139H34L33 136L38 137V135H36L37 133H42V132L45 131L44 129H47L46 127L43 128L44 126L43 127L40 126V123H37ZM58 126H60V124ZM0 127L2 129V125ZM249 127H251V126H249ZM48 128L50 129V127H48ZM117 128H119V127H117ZM145 128H147V127H145ZM42 129L44 131H41ZM152 129H153V127H152ZM77 131H78V129H77ZM82 131L83 132H86L84 130H82ZM251 131H252V129H251ZM48 132H50V131H48ZM55 132L56 131H54V130L52 131V133H54V137L53 138L57 139L59 135H55L56 134ZM144 132H145V130H144ZM152 132H154V131L152 130ZM146 133H147V136L150 138L151 135L149 136V134H152V133H151V130L149 131V128H147ZM252 133L255 134L254 132H252ZM90 134H91V131L88 133V135H90ZM49 135H51V133ZM52 135H51V137H52ZM40 137L41 136H39L38 139ZM141 138H142V136H141ZM195 138L197 139L198 137H195ZM152 139H154V138H152ZM155 139H156V137H155ZM231 140H228V141L225 140L227 142V144L229 145V147H230L229 150H231L232 148H234L233 147V141H231ZM4 141H5V143H4ZM21 141H24V143L23 142L21 143ZM68 143L69 142H63L64 146L66 147V148H63V149H61L62 147L59 148L60 146L59 147L56 146V144H55L56 147L55 146L52 147L53 150L57 154H55L54 156H52L53 158H51L50 161H52L53 163L54 162L57 163L58 161H61L62 160V162L57 163L58 166L56 165L58 167V169H59L58 170L59 172H57V175H55V173H52L51 171L48 172V170H47L48 174L50 173L49 174L50 175L49 177L50 178H55V181L57 180L56 181L57 183L54 181L55 184H52V185L48 186L49 187V190H47V192L49 194H55L56 193L55 196H56V198L59 199L58 201H56V204L54 206L55 207L54 210H51L50 209V211H52L53 214H54L53 211H57V210L59 211L61 209L62 210L63 209H67L69 211H73L71 209H75V211H74L75 213H77V214H80L81 213V215H83L81 217V219H77V220H79V221L82 220L84 223H86L87 225H90L94 229H97V226L96 225H97V222L98 221H96V218H93V217H96L98 214H100L101 216L103 214L104 217L107 218V219L116 218L115 219V222L116 223H114L113 221L110 222V220H106V221H109L110 223H106V221H104V220H99L102 224H105V225H103V229L101 231H98L99 229H97V231H98V232H96L97 236H99L100 239H102V238L105 239L106 236H107V231H110L109 228H111L110 226L113 224V226H112L113 230L115 231L117 229V231L114 232L112 235H114V237H115V235L118 236V238L120 240L121 239H124L125 241L128 242V245L130 244V245L133 246L135 243L136 244H138V243L140 244V239H142L143 238L142 236H144L146 234V233L145 234L143 233V232H145L148 229V228H146V226H147L146 224H150L152 222V220L156 219L157 218L156 217L157 216V213L160 214V215H162V213H163L162 216H160L157 220H155V221H160L159 222V225L157 224L158 225V229L159 230L160 229H164V231H166V232H176L175 236L176 235L179 236L178 237L179 240H176L175 237H174V241L170 242V244H172L173 246L177 247V250L180 249V248H183V247H184V249L190 250L189 253H186V254H185V252H181L180 251L179 256H177L178 255V252L175 251V253H176L175 255L176 256L173 257V258H174V262L177 263V264H182L183 262H185L187 264H209V263H212V261L209 259V257H208L207 254H206L207 256H205V254H201L203 252V250L200 251L198 249V247L197 248L195 247L194 244L189 243V240H190L191 235L193 237L194 236H197V238H199V236H206V235H208L210 233H213V234L216 235V239H214L215 241H212V242H215V243H218V244H223L221 238L230 239L232 236H233L232 238H235L236 237V238H238L240 240L239 241L240 249L243 248V247L245 249L244 251L241 252V254L244 253L243 255H245L248 252H253L254 248H256L255 247L256 244L255 243H252V240L251 239L250 240L249 239H245V237H246L245 235H246L247 230L246 231H241V232H239V229L236 230V227L238 226V224L241 225L238 222V220H240V218L247 219L248 216L252 213V211H254V207L252 208L253 210L251 211V206L253 204H255V202H257L258 205L261 204V203H264V190H263L264 189V186H263L264 185L263 184L264 183V180H263L264 179V168L261 166L259 168V170L256 169V171H252L254 169L251 170V168H250V171L251 172L249 173V175H251L252 177L255 176V178H253V180H251L252 178H250V181H252L250 184H247V182H245V183L242 182V178H240V176H242V174H244V172H240V171H242V169H244L246 167V166H244V164L246 162L245 160H248L251 157H253L252 155H249L251 153L244 154L246 156L249 155V157L247 159L245 158L246 156H241V157H232L231 156V158L229 160L231 162L227 163L226 160H225L226 164L225 165H221V163H219V162L224 161L223 158L225 156L222 155L223 158H219V155H218V151L217 150L216 151H213L211 153H208V154H206L204 156H203V153H204L203 152L202 154H200V156L197 155V157H194V156L189 155L187 153L184 154L183 151H185V149H183L180 145L175 146V148H172V150L170 148V150H167L166 149V150H163V151H159L158 148H152L151 150H153V151H150V150L147 151V152L144 151V155H145L144 158L145 157H148V158L150 157L151 158V155H155V154H158V157H162L164 155L167 156V154L176 153V155L179 154L177 156H183V157H185L187 159V161H181V159L179 157H176V156H175L174 159H171V158H167L166 157L167 159H163L161 161H158V159H157L155 161L156 164L157 163L160 164L159 166H157L158 164L157 165L149 164L148 166H150V167L146 166L145 168L143 166V163L144 162L142 163V162H140V160H136V159H139V158H141L143 156H139L138 155V156H135L134 157L132 155L133 158H129V159H127V158L123 159L122 157H118L117 159L122 160V165H123L122 168H123V170H121V169L118 170L119 168H112L111 169V172L120 173L119 176L121 177L122 176L121 173L123 171V174L126 173L127 175H130V178L133 179L134 181L132 183L128 184L127 186L124 185V187H122L123 186V184H122L121 187H122L123 190L118 189L117 187L115 188L116 190L113 189V188H111V189H113L112 190V193H111L112 195L110 193L107 194V196L110 199L109 198L108 199L106 198L105 201L103 202V206L105 208H102V207L99 206L100 208H98V209H95V208L89 209V207H88L89 205L86 204V200H85V198H86L87 195L85 193H79L78 190L81 189V192L85 191V188L91 187L93 185V183L95 182V180H96L97 184H104V183H101V182H106V181L109 182L108 177L109 176H112V175H111L110 171H109V173H110L109 176L107 174L105 175V173H102V172L108 171L107 169H104L103 167H96V166L94 167V165H92L93 164L92 162H91L92 164L91 163L88 164L89 161H87V160H90L91 159V156H92L91 154H93L91 152L89 153L88 152V149H86L87 151L85 150L86 153L80 152L77 155H74L71 152H68L67 149L68 148L70 149L69 146L72 145V143H70L69 145H68ZM76 143H77V141H76ZM58 144H60V143H58ZM252 144H254V143H252ZM81 148H82V145H81ZM140 148H139V150H140ZM192 148H194V147H192ZM195 148H196L195 150L198 153L201 152V149H200L201 146H200V148L199 147H195ZM47 149H48V147H47ZM250 149H252V148H250ZM5 150H7L9 152H14V153H16L18 151V153L19 152L20 153H19V155H16L15 154V155L11 156L12 161H9L7 159V157H10V155H7L5 153L6 152ZM220 150L221 151H224V150H226V148L221 145V149ZM3 151H5V152H3ZM44 151H47V150L44 149ZM50 151L48 150V152H50ZM79 151H81V150L79 149ZM60 153H63V155L57 156ZM129 154H128V156H129ZM137 154H138V152H137ZM191 154H192V152H191ZM231 154H234V153H231ZM262 155H260V156H262ZM18 156L21 157L20 162L17 160ZM96 157H98V156H96ZM113 158H114V154L110 155L108 153L107 156H104V159H105L104 163L106 161L108 162V159L112 160ZM147 160H149V159H147ZM250 160H253V158L250 159ZM24 161L26 162V160H24ZM13 162H15V164H13ZM125 163L131 164V165L135 164V165H139V166H134L133 165L132 167H134L135 169L132 170L133 168L132 167H130L131 169L129 167L127 168L125 166ZM18 164L22 165V169H18V171H16L15 168H17L16 166ZM120 164H118V165H120ZM29 165L30 164H28V166ZM214 165L217 166L218 169H220L222 171V174H225L226 175L225 181L222 180L223 182H221V181L218 180V178H220V174H218V172L212 171V170L210 171L209 168L210 167H213ZM9 166H10V168L6 170V168L9 167ZM40 166H42V165H40ZM258 166H260V164H258ZM12 169H14L15 171L12 170ZM44 169L46 171V169H49V168H47V167L45 168L44 167ZM140 170H142V171H140ZM145 170H148L149 172H145ZM38 171H39V169H38ZM40 172H38V173H40ZM106 173H108V172H106ZM3 174H2V176L0 174V178H1L0 180H2V177H4ZM142 174H143V176H142ZM231 175L234 178L233 180L231 179L232 181H230ZM149 176H150V180L148 181L147 178ZM43 177H44V175H43ZM245 177H247V176H245ZM28 178L32 182L34 181V179H32L30 176H28ZM59 178H61V179L58 180ZM214 178L217 181H214L215 180ZM177 180H182L183 182L177 181ZM254 180H259V182L262 185H256L254 183L255 182ZM117 182H124V181H119L118 180ZM163 182H166L167 183V185L164 186V189L163 188H160L157 185L158 183H162L163 184ZM81 184H82V188H84V189L81 188V186H80ZM97 184H95V185H97ZM119 184H117V185H119ZM153 184L157 185V188L156 189L154 187L151 188V186ZM17 185H19V186H25V187L27 186V187L26 188H19V187L17 188ZM72 185H75L77 187L76 189H74V191H72V187H71ZM140 185H142L144 187H149L150 190L152 191L151 193H155L156 196L158 194V196L161 197L164 206H161L162 204L160 203L161 205H159L158 207L155 206L157 209L154 208V210H152V212L149 213V209H148L149 206L147 208V206L145 205V203L148 202V199H150L151 197H149V193H147V195H144L146 197V199H140L141 201L139 203H137L136 200H133V201L130 202V204H128V207L126 209L129 210L130 212L126 211V209H125V214H124L123 211H122L123 213H117V211L119 212L120 209H123L122 206H124V205L127 204L126 202H124V200L128 199V197H131V196H128L127 195V193L130 192V189L133 190V189H135L134 187L140 186ZM251 185H254V186H251ZM66 187H70V189L67 190ZM126 187L129 190L126 191ZM41 188H42V186H41ZM45 188H46V186H45ZM103 189H105V187H103ZM39 190H40V188L38 190H35V193H37ZM42 190H40V191H42ZM59 190L61 192L63 190L65 191V192L63 191V196H60L59 195L60 196L59 197L57 195V192ZM75 191H77L79 193V195H76L77 193L74 195V192ZM106 191L107 190H105V193H104L105 195H106ZM115 191H116V193H114ZM120 192H121V195L118 194ZM227 192H230V194H231V192H237V193H235L233 195L231 194V196H228V195L226 196V193ZM143 193H144V191H143ZM9 196H11V198H9ZM117 196L119 197V199H117V201H116L117 203H115V202L113 203L111 201V199L112 198L114 199ZM124 196H128V197L126 198ZM53 198H54V196H53ZM53 198H52V200H53ZM153 198H154V196H153ZM14 199H16V200H14ZM121 199H123V200H121ZM154 199L156 201V198H154ZM118 201L120 202V206L118 204ZM24 202H26V204L24 206H21V205H17L16 206L17 203L24 204ZM143 202H145V203H143ZM154 204H156V203H154ZM147 205H148V203H147ZM228 205H230L231 207H229ZM258 205H256V206H258ZM167 206H168V208H167ZM178 206H181V207H178ZM153 207H154V205H153ZM159 207L162 208V212H160L161 209ZM28 208H30V209L28 210ZM108 209H110L111 211L108 210ZM44 211L48 212L49 210H43V212ZM204 212L206 213V216H205ZM41 213L42 212H40V214ZM207 213L209 215H207ZM221 214H223V215H221ZM91 216H93V217H91ZM214 217H216V219H213ZM60 218H65V217L63 216V217H60ZM69 218H71V217H69ZM220 218H222V220ZM119 219L122 220V221H126L128 223H126V222L125 223H122V221H120L119 223H117ZM224 219H227V220L225 221ZM18 222H20V223L24 222V223L23 224H20V225H17ZM43 222H44V224H47L48 222H51V221H49V219H44ZM52 222H53V220H52ZM223 222H227V223L232 224V226H231L232 228H231L230 231L225 230V227L223 226ZM152 223H154V222H152ZM37 225H35V226H37ZM142 225H144V226H142ZM38 226L40 227V225H38ZM67 226L69 227L70 225H64L65 228H67ZM242 226H243V224H242ZM9 227H11V228H9ZM246 227H248V226H246ZM31 228H33V226ZM45 228H47V227H45ZM145 228H146V230H145ZM228 228H230V227L228 226ZM263 228H264V217L261 220L260 230H262ZM35 230H36V227H35ZM41 230H42V228L40 229V231ZM45 230H44V232H45ZM249 231L251 233H253L252 230H249ZM16 232H19L20 234L19 233H16ZM14 234H15V236H17L16 234H19V235L16 238L14 236ZM139 234H141L140 237L137 236ZM220 234H224L225 236L224 235H220ZM173 235L174 234H172L171 236H173ZM155 237L156 236H154V238ZM262 237H264V231H263V236ZM145 238H147V237H145ZM151 238L153 239V236ZM159 238L160 237H158V239ZM6 239H7V236H6ZM25 239H23V241ZM107 239H108V237H107ZM107 239H105V240H107ZM199 239H202V238H199ZM36 240H37V238H36ZM105 240H101L100 246L97 248L98 251L95 252V254H97V256H99L98 259L102 262V264H127L126 261H127V258L128 257H131L129 259V261H133L137 257V255L135 256V253L132 256L131 255L126 256L127 254L122 253L121 254L122 255L121 258H116L115 260H113V258H114V255L113 254H110V253H101V252H106V250L108 252H110V250H109L110 247L108 245L109 243H107V241H105ZM166 241L167 240L165 239L164 242H166ZM197 241H198V239H197ZM1 242H2V240H1ZM26 242H27V240H26ZM40 242H41V240H40ZM146 242H148V241L146 240ZM3 243H5V242L3 241ZM168 243L169 242L167 241V244ZM215 243H213V244H215ZM226 243L229 244L228 241H226ZM170 244H168V245L171 246ZM45 245H46L45 247H43L42 249L40 248V250H39V252L42 253L41 256L39 257V260L40 261L45 260L47 258V256H45V255L47 254L48 251L51 252V248L48 247L47 244H45ZM191 245L193 246V249L192 248L190 249V246ZM116 246H117V244H116ZM181 246H183V247H181ZM221 247H226V246H221ZM118 248L119 249L117 251H119V250L122 249L119 246H118ZM124 248H125V246H124ZM153 248H154V246H153ZM17 250L18 249L15 250V254L14 253H9L8 255H5V254H7V251L1 250V246H0V262H1V259L2 258H5L4 259V262L2 261L3 264H7L9 261L10 262H15V263H18V264H21V263L24 264V262L27 261L26 259L28 257L27 256H24L20 252H17ZM136 250L138 251V249H136ZM259 250H260V248H259ZM166 252H167V250H164V253L165 254H166ZM77 253L78 252H76V254ZM34 254L31 257H33ZM161 255H163V254H161ZM253 255H250V256H253ZM67 256H69V255H67ZM169 256L171 257V255H169ZM140 258H142V257H140ZM167 258L168 259H166V260L173 261V259H171L169 257H167ZM59 259L60 258H58V260ZM109 259H111V260H109ZM238 259H237V261H238ZM33 260H34V262H36L35 264H40L39 263L40 262L39 260H37V259H33ZM91 260H93V259H91ZM154 261H155V258H154ZM48 263H51V262H46L44 264H48ZM52 263L61 264V262H54V261ZM157 263L158 264H166L165 261H164V259L162 257L159 259L158 262H154L152 264H157ZM143 264H145V262ZM241 264H249V263H247V261H245V263L242 261Z\"/></svg>", "mask_w": 264, "mask_h": 264}]
</instances>
